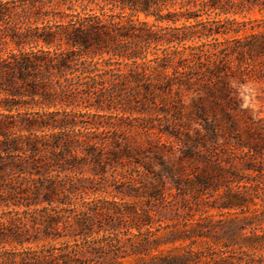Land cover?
<instances>
[{"label":"trees","instance_id":"obj_1","mask_svg":"<svg viewBox=\"0 0 264 264\" xmlns=\"http://www.w3.org/2000/svg\"><path fill=\"white\" fill-rule=\"evenodd\" d=\"M254 77L264 0H0V264H264L225 251L252 218L208 221L223 249L179 253L160 249L179 237L154 214L173 189L211 209L255 206L245 185L226 184L233 157L197 151L218 130L203 103L223 101L234 130L238 84ZM185 100L204 133L179 137ZM196 156L204 165L182 188L183 158Z\"/></svg>","mask_w":264,"mask_h":264},{"label":"rangeland","instance_id":"obj_2","mask_svg":"<svg viewBox=\"0 0 264 264\" xmlns=\"http://www.w3.org/2000/svg\"><path fill=\"white\" fill-rule=\"evenodd\" d=\"M237 88L242 111H229L234 121V130L228 131L227 123L219 111L220 108L227 110L223 101L218 100L217 105L208 102L203 103L206 114L210 115L212 111L216 113L218 130L215 139L207 140L206 153L202 148H198L197 151L201 150L199 153L205 155L209 161H214L216 158L226 159L228 155L233 157L236 176L230 178L231 183L226 184H229L233 190L236 189L237 185H245L247 190L243 189V191H246L253 198L255 206L250 205L245 214H240L238 210L211 209L206 205L195 204V201L188 194V188L185 190L187 194L184 197L182 193L177 194L173 189L172 194L174 197L168 198L172 202L166 205L164 209L159 208V211L154 214L155 220L159 219L162 227L164 226L160 233H178L175 237H179V240L163 245L160 249L174 248L176 252L181 253L188 247L192 250L206 251L208 246H212L215 250H222L223 238L215 237L214 232L208 230L210 225L206 222L209 221L218 230L223 222L235 217L242 219L245 216L252 218L251 220L254 223L247 227L243 233L236 236L234 238L235 244L225 251H228L227 254L232 253L235 257H242L244 260L249 259L255 262L258 261L260 256L264 257V223L258 224L256 222V219L264 217V78L254 77L248 79L242 84L239 83ZM193 115L194 111L188 100H185L184 107L179 103V137H181L180 133L184 131L185 127L197 129L204 133L201 126L193 123ZM162 140H164V137ZM248 147H253L256 150L254 153L255 159L252 161H248L245 154ZM174 148L176 153L170 154L168 157L170 162L177 166V157L182 158L185 147L179 140L178 146H174ZM181 165L186 170L184 173H179V185L185 188L183 183L187 184L188 181L193 180L194 175L199 172L204 163L196 156L193 160H184L183 158ZM225 189L224 185L220 186L214 193V198H217L218 194H222ZM101 196L107 199L111 198L106 194ZM200 200H205V195L198 199V201ZM212 200L213 198H210L209 202H212ZM127 201L129 204L132 202L131 200ZM215 203L218 204L219 201L216 200ZM138 204H141V202L139 201ZM202 211H205L203 215H201ZM201 217H206V219L202 221ZM196 222L202 226V231L208 235L207 237L196 236L199 232L195 227ZM155 226L156 224H154ZM186 235H194V237L192 236L188 240L185 239ZM191 241L195 243L190 245Z\"/></svg>","mask_w":264,"mask_h":264}]
</instances>
